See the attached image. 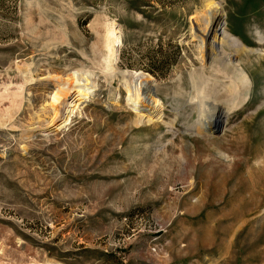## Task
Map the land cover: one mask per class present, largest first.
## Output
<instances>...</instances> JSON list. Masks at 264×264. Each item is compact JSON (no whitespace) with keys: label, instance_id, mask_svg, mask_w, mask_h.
I'll use <instances>...</instances> for the list:
<instances>
[{"label":"rangeland","instance_id":"rangeland-1","mask_svg":"<svg viewBox=\"0 0 264 264\" xmlns=\"http://www.w3.org/2000/svg\"><path fill=\"white\" fill-rule=\"evenodd\" d=\"M205 1L0 0V264H264V0H214L251 86L231 100L204 70L233 108L197 135ZM88 71L94 92L72 88L52 121L53 94ZM125 71L153 84L160 119Z\"/></svg>","mask_w":264,"mask_h":264},{"label":"bare ground","instance_id":"bare-ground-1","mask_svg":"<svg viewBox=\"0 0 264 264\" xmlns=\"http://www.w3.org/2000/svg\"><path fill=\"white\" fill-rule=\"evenodd\" d=\"M223 15V9L218 2L207 0L205 1L201 13L194 18L196 58L197 62L200 64V68L198 72L190 74V83L199 93L197 92L198 99H195L197 101L192 103L187 101V103L188 105L192 104L191 107L196 108V125L198 127L197 129L195 128L196 131L195 129L193 130L197 135L201 134L200 131L203 127L209 128L210 125H213L219 128L233 108L225 104V102L218 100L222 94H226L225 90H222L218 84L223 85L225 81L231 86L235 94H233L230 99L234 101L236 100L239 87H242L244 92H248L251 86L250 78L246 70L242 68V64L237 62L236 59V54H238V52L244 53L246 47L240 42V44H238L236 39L234 40L232 36L226 35L219 29L223 24ZM219 16L221 17L220 22ZM224 25L225 23L223 27ZM104 41L105 53L97 63L99 64L97 66H99L100 73L108 75L114 72V63L117 59V49L119 48L120 41L114 29L108 31ZM231 51H233V53ZM204 70L209 72L210 78L212 79L221 77L223 83L221 81L216 83L208 78L205 79L202 74ZM120 76L128 85L127 91L133 95L135 101H137L140 96H148L151 103L148 115L149 118L151 119L152 117L153 119L151 120L156 119V121L160 119L161 102L155 97L156 92L155 87L152 86L153 84L149 81H141L144 77H141L142 75H140V73L125 71L121 72ZM96 84V75L94 72L88 71L72 75V83L65 82L64 87L58 89L57 92L53 94L50 104V108L53 111L52 121L58 117L61 108H66V98L72 88H78L76 91L77 97L83 98L85 97V93L92 94L94 92L97 87ZM199 86L201 88H199ZM243 91L242 93H244ZM234 101H232L233 105ZM61 116H65L60 126L63 128L70 122V118L68 112L63 110L60 117Z\"/></svg>","mask_w":264,"mask_h":264},{"label":"water","instance_id":"water-1","mask_svg":"<svg viewBox=\"0 0 264 264\" xmlns=\"http://www.w3.org/2000/svg\"><path fill=\"white\" fill-rule=\"evenodd\" d=\"M221 128L217 129L218 131L220 130ZM220 132V131H219Z\"/></svg>","mask_w":264,"mask_h":264}]
</instances>
